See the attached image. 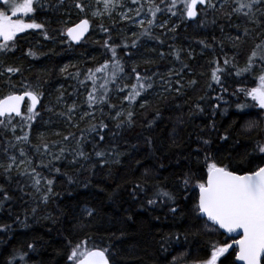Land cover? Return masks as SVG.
Here are the masks:
<instances>
[{"label": "trees", "instance_id": "1", "mask_svg": "<svg viewBox=\"0 0 264 264\" xmlns=\"http://www.w3.org/2000/svg\"><path fill=\"white\" fill-rule=\"evenodd\" d=\"M223 1L211 0L215 9L200 8L199 18L192 24L182 14L178 0V7L173 9L177 12L175 16L168 11L169 0L163 3L154 0L162 11L150 28L147 23L143 27H130L118 21L113 24L101 21L103 27L96 32L100 22L91 18L89 7L81 13L75 7L77 0H64L63 4L59 0H42L44 7L36 8L35 20L43 23L45 29L16 39L15 51L0 54V71L7 66L21 69L16 75L8 74L10 81L0 77V97L13 91L21 92V83L43 92L40 115L32 124L27 142L15 139L29 131L27 128L21 131L17 127L15 135L0 129V164L7 165L8 157L15 156L19 166H13L11 180L0 168V185L11 197L0 210V226L10 225V229L0 231V264H8L14 250L26 253L25 260L18 264H73L67 257L76 244L85 240L88 248H108L111 264H195L208 257L210 241L225 239L221 232L205 231L204 219L193 211L198 190H193L187 200L181 198L184 193L180 191V180L186 172L203 169L194 151L201 147L197 135L212 139V154L218 163L227 164L230 169L249 170L250 161L258 163L264 155L254 151L257 141L264 142V109L241 91L259 84L260 68L241 70L246 67L255 46L264 41V26L256 27L239 14L229 19L226 13H231L235 4L233 0ZM80 2L93 6V0ZM143 6L142 12L153 5ZM83 18L91 21L93 30L81 43L86 48H74L66 41L65 30ZM173 23L176 26L172 27ZM144 28H149L150 36L143 34ZM245 28L249 29L248 36L242 35ZM45 30L49 39H45ZM238 34L239 41L230 39ZM106 41L115 47V59L124 66V73L117 85H108V101L90 108L87 97L93 85L87 79L89 69L94 70L105 61L111 66L113 62L111 50L105 47ZM29 49L37 53L35 58L26 55ZM260 54L257 50V55ZM225 59L229 60L228 65L223 63ZM217 61L221 69L217 73L219 83L211 78ZM171 65L174 70L170 75L177 78L171 82L175 90L152 97L155 85L164 79ZM133 67L141 77L152 78V87L132 105H127L125 96L137 83ZM96 83L99 85L101 81L98 79ZM12 84L16 87H11ZM121 85L128 87L118 91ZM62 95L72 101L77 99L73 104L76 108L78 103V115L69 112L73 104L58 110L56 101ZM46 99L49 108L53 107L51 111L46 110ZM143 99L148 101L147 105L138 106ZM197 104L204 109L203 113L196 110ZM241 104L246 107L239 108ZM83 108L94 116L77 119ZM121 109L134 113L131 127H115L112 116ZM250 121L257 127L246 132L245 125ZM101 122L108 128L90 131L92 125ZM213 123L214 131L210 130ZM98 132L104 135L103 141ZM225 133L229 140H220L219 136ZM65 136L69 139L65 140ZM174 141L180 147L174 146ZM44 143L49 145L48 154L43 152ZM34 146H40L41 152L37 153ZM61 148L65 150L63 156L53 161L60 172L49 171L52 154L59 155ZM21 149L24 156L20 155ZM81 149L88 155L87 160L76 155ZM113 149L122 153L119 163H113L115 156H109V162L104 164L105 158L95 155L97 151L107 153ZM199 159L202 160V156ZM73 160L76 163H72ZM33 168L41 176L54 180L51 194L47 193L43 180L39 190L33 185L30 179ZM25 171L29 175H25ZM145 180L148 182L144 185L145 192L137 190L134 197L135 184H143ZM157 183L176 194L179 206L176 214L168 211L167 204L147 205L146 200L152 197ZM44 195L49 196L47 203L42 200ZM86 209L93 210L91 217ZM29 244L34 245L35 251L29 250ZM233 259L230 255L228 264H232Z\"/></svg>", "mask_w": 264, "mask_h": 264}, {"label": "snow or ice", "instance_id": "2", "mask_svg": "<svg viewBox=\"0 0 264 264\" xmlns=\"http://www.w3.org/2000/svg\"><path fill=\"white\" fill-rule=\"evenodd\" d=\"M3 5L9 6V11L0 10V54H7L8 52L15 51L16 48V37L19 33H23L26 30H44L45 25L43 23H37L35 20L36 8H43L44 4L42 0H2ZM60 4L64 3V0H59ZM163 3L164 0H161ZM235 7L232 9L231 13H226L229 19H231L233 14H239L248 19L251 24L256 25V27L264 26V20L260 17H264V0H233ZM97 4H103V12L98 8L91 12L93 18L102 17L105 12L111 15V11L116 7L117 0H96ZM120 6L123 7V0H119ZM132 4H138L139 7L135 9L137 16L141 15V10L143 9V4H140V0H131ZM153 6L147 9L150 13L152 19L147 21L149 28L154 24L156 14L162 9L159 5H156L154 0H149ZM180 5H182V14H186V18L194 19L198 15V6L205 8H216L211 0H179ZM224 3H228V0H224ZM75 7L79 9L81 13L85 12V8L89 5H85L77 0ZM178 7L177 0H169L167 5L168 11L171 12L173 16L177 15L176 11L173 9ZM128 11H133L129 9ZM259 14V15H257ZM125 18H129L127 13H122ZM30 21V22H28ZM138 23L141 27L144 26L145 21L143 19L139 20ZM165 25H161L164 27ZM102 27V26H101ZM90 21L88 18L81 19L72 27L66 29V34L71 38L72 41L79 42L84 35L89 31ZM149 28H144V35L150 36L151 33ZM107 31V29H103ZM174 30V29H173ZM242 35L248 36L249 29L245 28ZM45 39L50 37L47 31H44ZM234 41H239L241 36L238 34L236 37L231 38ZM135 41H133V46H135ZM201 43H204L201 41ZM206 47L208 45H205ZM105 47L109 48L113 55V62L105 61L99 67L89 69V74L87 79L92 82V91L89 92L87 100L89 107H94L96 104H105L108 101V93L110 89L109 84L117 85L118 78L122 80V75L124 73V66L118 59H115L116 51L115 47L108 45L105 42ZM257 50H260V55H257ZM27 56L35 58L37 53L29 49L26 53ZM177 59H179V54L177 53ZM255 61H258L254 64ZM225 65L229 64V60L225 59L223 62ZM219 62L217 61V67L212 72L211 78L216 83L220 82V76L217 75L221 71L219 68ZM0 66H2V61H0ZM258 67L261 70V74L258 77V86L251 87L250 90L241 89L245 91L247 96H250L252 101L257 102L260 109H264V41L255 46V49L251 52L246 67L242 69L243 72H248L253 69V67ZM187 67V65H185ZM66 70V69H64ZM62 70V71H64ZM21 69L19 67H3V71H0V77H7L10 81L11 75H16L20 73ZM132 72L135 74L136 84L131 86V90L128 91L125 99L128 101L129 105H132L135 100L142 95L147 89L152 87L151 77L145 76L141 77L140 73L136 72V68H132ZM97 73L102 75L97 76ZM237 72V75H240ZM79 76V73H76ZM100 80L101 83L97 85L96 81ZM169 83H171L169 81ZM179 83V81H177ZM194 83V81H193ZM11 87L15 88L16 85L12 84ZM22 91L17 93L15 91L0 97V129L4 131H11L15 135L17 127H20L21 131L27 128L29 131L24 132L23 136H16L15 139L19 141H28L29 132L31 130L33 122L40 115L36 110L37 105L41 102V97L43 92L38 89V87H32L27 83H21L19 86ZM128 86L121 85L118 87V91H124ZM170 90V89H166ZM177 92L180 91L179 88L176 89ZM98 93V95H97ZM28 103L25 105V101ZM203 99V97L201 98ZM147 101L145 100L140 107H145ZM111 108H115V105H109ZM22 107L25 109L22 111ZM218 108L219 105L217 104ZM239 108L244 109L246 105H238ZM198 112L203 113L204 109L199 105H195ZM75 110V104L69 108V112ZM51 111V109H49ZM103 113V108L100 109ZM194 114V113H193ZM61 115H64L61 113ZM85 115H93V113H85ZM134 113L130 110L121 109L116 111L112 119L116 121L115 127L121 129L125 126L131 127L133 124ZM157 118H159V113L157 112ZM123 117V119H121ZM17 118H19L17 120ZM69 120L71 116L68 117ZM83 119V116L81 117ZM17 122L14 124L13 121ZM154 123V121H153ZM257 125L255 122H248L245 125L244 130L246 132H251ZM103 130L108 128V125L101 122L99 125H92L90 131L96 132L97 129ZM210 130H215V124L210 126ZM175 133V129L173 130ZM203 131V129H201ZM101 141L104 140V135L97 133ZM58 135V133H57ZM115 135V133H113ZM42 138V135H41ZM65 140L69 137L65 136ZM83 139V137H81ZM197 141L201 147H197L194 151L197 153V162L203 164V169L198 170V172H186L180 180L181 189L180 191L184 193L181 197L187 200L189 195L193 190H198L196 193L195 202L193 204V211L197 214L199 218L205 221V231L211 232L213 234L220 233V235L225 236L222 241L215 240L209 242V252L208 257L195 262V264H228L229 256L234 257L232 264H264V155H261L259 162L255 160L250 161L252 167L246 171H239L237 169H230L227 164H221L217 162V159L211 152V145L213 143L212 139L205 138L200 135L196 137ZM219 139L222 141L229 140L227 133L220 135ZM148 143L151 144V139H148ZM15 147V145H11ZM174 146L176 145L174 141ZM37 153L41 152L40 146H34ZM43 152L45 154L50 153L49 145L44 143L42 145ZM64 149L61 148L59 155L52 154V160L49 161V165H43L45 168H49V171L60 172L59 168L54 167L53 161L60 160L64 154ZM255 152L259 154H264V142L257 141ZM20 155L24 156L25 153L23 149L20 150ZM80 158L87 160L88 155L81 149L76 153ZM97 157L105 158L103 163L107 164L109 161L107 157L115 156L112 160L113 163H119V157L122 153L116 152L114 149L109 152L97 151L95 153ZM202 156V160L199 157ZM187 159V157H185ZM10 161L7 165L0 164V168H3L4 174L9 180H11L10 173L13 171V166L16 165V157L9 156ZM23 163V161H21ZM72 163H76L75 160ZM139 163V162H138ZM17 168L19 167L16 165ZM162 167V165H161ZM206 170V171H205ZM29 175L27 171L24 173ZM145 176L148 175V170L145 169ZM30 179L33 181V185L37 187L44 181L46 191L48 194L52 193V185L54 180L47 179L41 176L40 173L36 172L33 168ZM71 181V178H69ZM148 182L145 180L143 184L137 183L133 188V195L137 190L143 193L145 192V186ZM87 186V185H85ZM155 191L151 198L146 200L149 206H164L168 205V211L172 214H176L178 211L177 196L174 192L166 190L161 187L159 183L154 185ZM11 197L7 194L5 188L0 185V210H3L6 201H9ZM49 199L48 195L42 196V200L47 203ZM159 202V203H158ZM36 209L33 208L32 212L35 213ZM87 215L91 217L93 215L92 209L85 210ZM10 229V225L0 226V231L5 229ZM179 240V236L175 237ZM187 237H185L186 239ZM169 237H165L168 240ZM70 243V242H69ZM29 250L35 251V247L32 244L28 245ZM231 250V253H230ZM108 248L100 249L93 246L92 248L87 247V241H81L76 244L70 251L67 259L72 261L73 264H110L108 256ZM26 253L18 250H14L12 256L8 260V264H18L20 261H24ZM221 258H224L223 260Z\"/></svg>", "mask_w": 264, "mask_h": 264}, {"label": "rangeland", "instance_id": "3", "mask_svg": "<svg viewBox=\"0 0 264 264\" xmlns=\"http://www.w3.org/2000/svg\"><path fill=\"white\" fill-rule=\"evenodd\" d=\"M179 1V0H178ZM93 6L91 7V5L89 6V10H88V13L90 14L91 18L92 19H96L98 22L97 26H96V29L97 31L96 32H100V30L102 29V24H101V21L104 23H109V24H113L114 21H118L119 23H125L127 24L128 26H140V24L138 23L139 20L143 19L145 21V23H147V21L149 19H152L150 13L147 12V9H145L144 12H142L141 10V15L137 16L136 13H135V9L137 7H139L138 4H132L130 0H123V4L124 6L121 7L120 6V3H119V0H117V5L116 7L111 11V15L109 16L107 12H105L103 14L102 17H99V18H93L92 15H91V12L96 10L97 8L103 12V4L100 3V4H97L96 3V0H93ZM224 2V1H223ZM140 4H149V0H140ZM182 7V5H181ZM129 9H132L133 11H128ZM122 13H127V16L129 18H125ZM159 13V12H158ZM158 13L156 14V17H155V21H154V24L156 23L157 21V15ZM186 15V14H185ZM102 26V27H101ZM32 31H34L33 29H29ZM29 30H26V31H29ZM20 34V33H19ZM91 45V44H89ZM173 65H171L170 69L167 70L166 73H164L163 77L164 79H162L160 82H158L155 86L156 88L151 92V96L152 97H156L157 95H163V94H167V91L171 92L173 90H175L172 86V83H169L170 82H174L176 81V77L175 76H171L170 74L173 73V70H174V66L172 67ZM166 89H170V90H166ZM47 99L49 100V98L47 97ZM47 99H46V110H49V109H53L52 108H49V106L47 105ZM74 101L76 102L77 99L75 98ZM74 101L72 100H69V97L66 98L65 95H62L61 98L56 101L58 102L59 106H58V110H60V108H66L67 105H72L74 103ZM145 100H140L138 102V106H140ZM147 101V100H146ZM148 102V101H147ZM127 105H129V103H126ZM77 108H78V103L76 104V108L74 110L75 112V116L78 115V111H77ZM85 113H88V109L87 108H83V111L81 110L80 111V116L79 117H76L77 119H80L82 120V116H83V119L84 117L86 116ZM63 120H66V119H63ZM22 164V163H21Z\"/></svg>", "mask_w": 264, "mask_h": 264}, {"label": "flooded vegetation", "instance_id": "4", "mask_svg": "<svg viewBox=\"0 0 264 264\" xmlns=\"http://www.w3.org/2000/svg\"><path fill=\"white\" fill-rule=\"evenodd\" d=\"M94 3V2H93ZM92 3V4H93ZM0 10H4V11H9V6L8 5H3V2H2V0L0 1ZM80 20H78V21H76V22H74L73 24H71L70 26L72 27L73 25H75L76 23H78ZM28 22H30V21H28ZM176 23H173L172 24V27L173 26H176L175 25ZM70 26H68V27H70ZM67 27V28H68ZM66 28V29H67ZM34 32H41V30H34V31H32L31 32V30H29V31H25V32H23V33H20V34H18V36L16 37V39H20V38H22V37H24V36H26V35H28L29 33H34ZM90 37V36H89ZM37 38H39V37H35V39H37ZM65 39H66V41L68 42V44H70L71 46H73L74 48H79L80 46H82V48H86V46L85 45H81V43H82V41H80L78 44H73L72 42H71V40L68 38V36H67V34H66V30H65ZM0 42H2V41H0ZM28 103V101L25 103V105ZM41 103L42 102H40V105H39V107L36 109L37 111H40L41 109Z\"/></svg>", "mask_w": 264, "mask_h": 264}, {"label": "water", "instance_id": "5", "mask_svg": "<svg viewBox=\"0 0 264 264\" xmlns=\"http://www.w3.org/2000/svg\"><path fill=\"white\" fill-rule=\"evenodd\" d=\"M1 1V0H0ZM201 6H198V15H197V17L196 18H194V19H188L187 18V20L189 21V22H191V23H193V22H195L197 19H198V17H199V8H200ZM74 26V25H73ZM91 30H92V25H91V22H90V28H89V31L84 35V37L80 40V41H82V40H85L89 35H90V33H91ZM70 40H71V38L70 37H68ZM71 42L73 43V44H78L79 42H76V41H72L71 40ZM26 100H27V98H26ZM26 102V101H25ZM40 105V104H39ZM39 105H37V108L39 107ZM23 107H22V111H23ZM222 232H223V230H221ZM111 264V263H110Z\"/></svg>", "mask_w": 264, "mask_h": 264}, {"label": "bare ground", "instance_id": "6", "mask_svg": "<svg viewBox=\"0 0 264 264\" xmlns=\"http://www.w3.org/2000/svg\"><path fill=\"white\" fill-rule=\"evenodd\" d=\"M71 27V26H70Z\"/></svg>", "mask_w": 264, "mask_h": 264}]
</instances>
